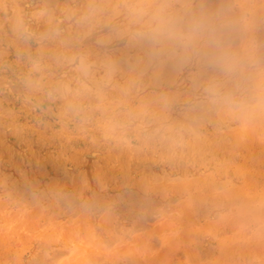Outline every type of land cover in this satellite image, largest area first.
Instances as JSON below:
<instances>
[{
  "label": "bare ground",
  "instance_id": "1",
  "mask_svg": "<svg viewBox=\"0 0 264 264\" xmlns=\"http://www.w3.org/2000/svg\"><path fill=\"white\" fill-rule=\"evenodd\" d=\"M257 180L264 0H0V264H218Z\"/></svg>",
  "mask_w": 264,
  "mask_h": 264
},
{
  "label": "rangeland",
  "instance_id": "2",
  "mask_svg": "<svg viewBox=\"0 0 264 264\" xmlns=\"http://www.w3.org/2000/svg\"><path fill=\"white\" fill-rule=\"evenodd\" d=\"M210 182H213V181H210ZM210 182H208L206 186H208L207 188L212 187V190H213L212 185H215L217 182L216 181L213 182L214 184L212 183V185ZM238 184H239V182L235 183L234 185H238ZM209 185H211V186H209ZM215 189L217 190V185L215 186ZM212 190H210L211 193H212ZM216 190L213 191L214 192L213 194L219 193L220 190H222V189L218 188V191H216ZM261 193H262V195H261ZM236 200H238L240 202H238ZM246 200L248 201L249 205L251 207H253L252 211L257 212L255 217L252 215V213L249 214L247 212H237L235 210L236 207H240V206L242 207L246 203ZM229 203H230V206L232 207L230 209V212L233 213L232 217L235 219V223H234L235 228L232 227V230L228 231L227 235L240 236L244 241L249 242V245L247 246V250L244 253H239V252L229 253L228 255L223 256L221 259L222 262H219L218 264H220V263L221 264H244V263L245 264H249V263L250 264H264V233L261 234V238L259 240L260 243L259 242L256 243V241L252 238L253 232L256 231V229H258V228L264 229V191H262V189H261V180H257L256 183L254 182L253 184H249V185H246L244 187L241 186L240 188H238L237 192L235 194H231V196L229 198ZM125 221H126V223L125 222L124 223L127 225L128 220H125ZM125 224H124V226H125ZM219 229H221V228H219ZM118 230H119V228H118ZM118 230H117V232H119ZM191 231H193L192 234H191ZM120 233L122 235L121 230H120ZM186 234H188L187 237L192 240L191 241L192 242L191 248H193L194 252H196V253L193 254L192 253L193 250H191V253L188 255L186 253L185 247L182 246L181 243L175 242L174 244H172L173 246L171 245L172 247L170 246L171 247L170 250H167L168 253H167V255L165 254V256H167V257L164 256L168 260H166L165 258H164L165 261L160 259L158 264H168L169 261H170L169 262L170 264H178L179 262H183V264H211V263L215 264L216 256H214L213 254H210V252H208L206 250L205 246L200 247V246L196 245L198 248L195 246V244H194L195 241L193 242V235L195 234L194 230L190 229L188 231V233H186ZM207 238L209 239V237H207ZM157 245H156V248L152 252L156 251L159 248L160 244H157ZM180 250H182V251H180ZM237 256H238V258H237ZM35 259L36 258H33V261H36ZM173 259H174V261H173ZM121 260H122V258H121ZM119 261H118V264L120 262H122V261H120V262ZM127 262H129V261L127 260ZM134 262L137 264H148L144 260H137ZM134 262H132V264ZM171 262H173V263H171ZM129 264H131V263H129Z\"/></svg>",
  "mask_w": 264,
  "mask_h": 264
}]
</instances>
